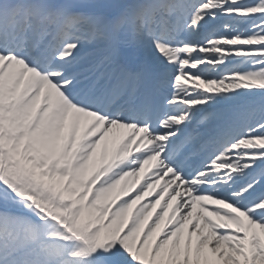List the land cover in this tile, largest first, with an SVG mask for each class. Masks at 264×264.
I'll return each mask as SVG.
<instances>
[{"label": "snow or ice", "instance_id": "obj_1", "mask_svg": "<svg viewBox=\"0 0 264 264\" xmlns=\"http://www.w3.org/2000/svg\"><path fill=\"white\" fill-rule=\"evenodd\" d=\"M0 264H264V0H0Z\"/></svg>", "mask_w": 264, "mask_h": 264}, {"label": "bare ground", "instance_id": "obj_2", "mask_svg": "<svg viewBox=\"0 0 264 264\" xmlns=\"http://www.w3.org/2000/svg\"><path fill=\"white\" fill-rule=\"evenodd\" d=\"M89 52V51H88ZM82 128H83V124H82ZM123 131L124 130H115L113 133H110L109 134V138H108V143H109V145H110V143H111V141H112V139L113 138H115V137H118L120 134H122L123 133ZM101 148H103V146H100V148L97 150V152H98V154H99V152L101 151ZM148 166H146V168H147ZM141 175L143 176L144 175V173H141ZM143 182V180H141V183ZM146 200L147 199H150V198H145ZM144 201H141V203H143Z\"/></svg>", "mask_w": 264, "mask_h": 264}]
</instances>
